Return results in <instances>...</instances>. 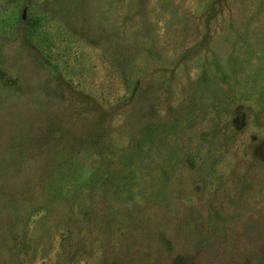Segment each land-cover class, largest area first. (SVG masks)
Here are the masks:
<instances>
[{
    "label": "rangeland",
    "instance_id": "374dc122",
    "mask_svg": "<svg viewBox=\"0 0 264 264\" xmlns=\"http://www.w3.org/2000/svg\"><path fill=\"white\" fill-rule=\"evenodd\" d=\"M0 264H264V0H0Z\"/></svg>",
    "mask_w": 264,
    "mask_h": 264
}]
</instances>
